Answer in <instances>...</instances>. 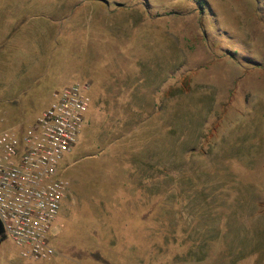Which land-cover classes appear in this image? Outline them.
<instances>
[{"label":"rangeland","instance_id":"1","mask_svg":"<svg viewBox=\"0 0 264 264\" xmlns=\"http://www.w3.org/2000/svg\"><path fill=\"white\" fill-rule=\"evenodd\" d=\"M22 1L0 0L33 25L0 41V130L78 80L92 102L56 253L6 236L0 264H264V0H62L56 23L53 0Z\"/></svg>","mask_w":264,"mask_h":264},{"label":"built area","instance_id":"2","mask_svg":"<svg viewBox=\"0 0 264 264\" xmlns=\"http://www.w3.org/2000/svg\"><path fill=\"white\" fill-rule=\"evenodd\" d=\"M89 89L80 80L67 84L31 123L0 130V220L24 257L56 253L53 224L71 184L62 162L86 122Z\"/></svg>","mask_w":264,"mask_h":264},{"label":"crops","instance_id":"3","mask_svg":"<svg viewBox=\"0 0 264 264\" xmlns=\"http://www.w3.org/2000/svg\"><path fill=\"white\" fill-rule=\"evenodd\" d=\"M45 1V0H44ZM30 2V0H27V3ZM35 2V1H33ZM39 4H42L43 0L39 1ZM24 7H26V0L22 1ZM49 2L48 0L45 1V10H47V8L49 7ZM20 6V5H19ZM22 6H20L19 8H21ZM62 6H63V1L62 0H53V2H50V7H53V17H56V20H51L52 23H56L57 22V18L62 17ZM18 6H15L14 8H17ZM82 5L79 6V8H81ZM59 9V10H58ZM71 9V5H67V9L66 11H69ZM9 10V9H8ZM11 16V15H10ZM48 18H46V22L44 24V27H40L41 29L45 28V30H48ZM4 23V24H1ZM76 23L70 20H66V27H65V44L66 43H71V41H69L70 37H73L75 39V37H78L81 33V31H79V29L75 30V28H80L79 26H73L72 24ZM27 24V20L24 18H20V17H16V18H11V19H0V41H14V39H20L18 38V33L22 35L24 33H26L27 31L32 30L33 25H26ZM37 26V24H35ZM67 37H69L67 39ZM26 39V38H24ZM75 42V41H73ZM10 45V51H9V56H10V66H11V70H15L16 72H18V76L17 78L23 77L25 75V73H27L28 71H30L29 65L27 64V58L24 55V53L20 52V45L17 44H9ZM65 57V54H64ZM66 68H63V72L65 73V75H67L66 71L64 70ZM63 73V74H64ZM64 77V75H63ZM54 91V90H52ZM33 116L32 118H23L21 120H18L16 123H12L9 124L8 126H26L29 123H31L36 117ZM23 120V121H22ZM21 124V125H20ZM7 127V126H6ZM72 151V150H71ZM70 151V152H71ZM69 152V153H70ZM63 161L62 162V167H63V174L66 175L67 174V170L68 167L67 164ZM70 179V178H69ZM71 181V179H70ZM71 183V182H70ZM70 188H71V184H70ZM70 192V190H69ZM69 194L67 197H65L63 204H62V208L60 211L59 216H57V218L62 215V212L65 211L66 209H71L70 204L71 202H69ZM56 218V219H57ZM58 221L57 224L55 226V228L58 226Z\"/></svg>","mask_w":264,"mask_h":264},{"label":"trees","instance_id":"4","mask_svg":"<svg viewBox=\"0 0 264 264\" xmlns=\"http://www.w3.org/2000/svg\"><path fill=\"white\" fill-rule=\"evenodd\" d=\"M5 239H6V234H5L4 226L0 220V241H3Z\"/></svg>","mask_w":264,"mask_h":264}]
</instances>
